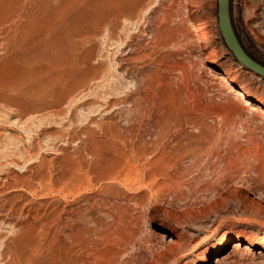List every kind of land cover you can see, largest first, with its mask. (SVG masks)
<instances>
[{
    "label": "rangeland",
    "instance_id": "rangeland-1",
    "mask_svg": "<svg viewBox=\"0 0 264 264\" xmlns=\"http://www.w3.org/2000/svg\"><path fill=\"white\" fill-rule=\"evenodd\" d=\"M7 1L0 264H264V79L227 48L218 0H140L133 20L40 0L41 40L12 53ZM229 3L264 65V0Z\"/></svg>",
    "mask_w": 264,
    "mask_h": 264
},
{
    "label": "bare ground",
    "instance_id": "bare-ground-1",
    "mask_svg": "<svg viewBox=\"0 0 264 264\" xmlns=\"http://www.w3.org/2000/svg\"><path fill=\"white\" fill-rule=\"evenodd\" d=\"M140 0H111L113 6L109 10V14L106 17L112 16L116 19L126 18L125 20H133V7L135 4H138ZM109 3V1H108ZM141 3V2H140ZM42 4H40V0H8L4 7L5 10H11V12H7L4 16V21L13 23L14 25V32L16 36L14 38H10V43L12 48H9L8 52H13L14 46H26L28 43H38L41 38V12H42ZM108 6V5H107ZM2 6V8H4ZM21 7V8H20ZM20 8V9H19ZM19 9V10H18ZM1 12V11H0ZM4 13V12H3ZM21 18L20 22H16V18ZM54 18V17H53ZM99 18V17H98ZM97 18V19H98ZM102 18V17H101ZM95 18V20H97ZM106 18L102 19V22ZM2 20V19H1ZM99 20V19H98ZM108 20H105V22ZM53 22V21H52ZM50 23V22H49ZM12 25V24H11ZM101 25V24H100ZM12 26V27H13ZM84 29V27H83ZM43 31V30H42ZM157 32V31H156ZM10 34V33H8ZM24 43V44H22ZM9 45V44H8ZM27 51V50H26ZM220 79L226 82L230 91L234 92L240 99H246L245 93L238 88H235L231 85L232 78H229L223 74H219ZM264 115V112L262 113ZM227 239H236L238 242H241L242 239L236 237L235 234H229L226 236ZM220 243V238H217L214 242L207 245L202 251L197 253L195 259L196 260H203L207 257V254L212 252L218 247ZM251 245L258 246L264 245L263 241H254ZM193 264V262L189 263Z\"/></svg>",
    "mask_w": 264,
    "mask_h": 264
},
{
    "label": "water",
    "instance_id": "water-1",
    "mask_svg": "<svg viewBox=\"0 0 264 264\" xmlns=\"http://www.w3.org/2000/svg\"><path fill=\"white\" fill-rule=\"evenodd\" d=\"M218 21L224 42L236 60L245 68L264 79V65L248 54L233 27L229 0H218Z\"/></svg>",
    "mask_w": 264,
    "mask_h": 264
}]
</instances>
